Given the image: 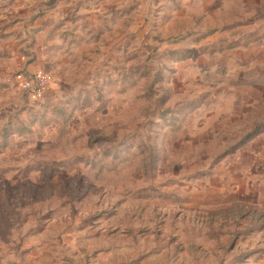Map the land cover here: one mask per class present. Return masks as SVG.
I'll use <instances>...</instances> for the list:
<instances>
[{"label":"rangeland","instance_id":"obj_1","mask_svg":"<svg viewBox=\"0 0 264 264\" xmlns=\"http://www.w3.org/2000/svg\"><path fill=\"white\" fill-rule=\"evenodd\" d=\"M59 10L0 17V264H264V0Z\"/></svg>","mask_w":264,"mask_h":264},{"label":"crops","instance_id":"obj_2","mask_svg":"<svg viewBox=\"0 0 264 264\" xmlns=\"http://www.w3.org/2000/svg\"><path fill=\"white\" fill-rule=\"evenodd\" d=\"M54 0H0V17H3L4 20L7 21L8 17H11L12 13H14L16 10H18L19 12L22 11V16L24 18H28V17H32V18H38L41 17L42 15H38L40 12H42L41 6H48L49 4H52ZM60 1L61 0H56L54 1V5H56V9H53L50 12H45V14L42 16L43 19L44 17H51L55 20L56 17L60 15ZM49 14H51V16H49ZM53 14V15H52ZM21 17H18V20H20ZM39 20L37 19L36 21V27L38 28V30L40 31V33H46L49 32V30H53L54 29V25L55 22L51 21L50 23H46L43 24V22H46L48 20ZM47 19V18H46ZM0 21V31L2 32V35L0 36V41L2 39L8 38L9 35V31H11V26L12 23H6L5 21ZM39 21V22H38ZM19 25V24H18ZM19 28V27H18ZM56 28V27H55ZM43 31V32H42ZM4 32V34H3ZM9 39V38H8ZM7 40V39H6ZM5 40V41H6ZM7 42H4V47L3 44L0 43V58H3L2 62L0 59V73H8L10 69L5 68L6 64L9 65L10 67H20L22 64H24L25 62V57L23 56L24 54H26V51L23 49V51L19 50L20 48L17 47L16 49H14L13 47H11L10 45L6 46ZM34 47V48H33ZM33 50L34 51H42L41 50V45L35 43V45L33 44ZM23 54V55H22ZM33 65V64H32ZM28 71H33L32 67H28L27 68ZM3 71V72H2ZM5 74V73H4ZM3 74H0V86H2L3 84Z\"/></svg>","mask_w":264,"mask_h":264},{"label":"built area","instance_id":"obj_3","mask_svg":"<svg viewBox=\"0 0 264 264\" xmlns=\"http://www.w3.org/2000/svg\"><path fill=\"white\" fill-rule=\"evenodd\" d=\"M32 78L33 82L27 81L23 84V87L26 90H31L35 98H41L50 83V77L46 73H36ZM18 79L22 80L21 76H18Z\"/></svg>","mask_w":264,"mask_h":264},{"label":"trees","instance_id":"obj_4","mask_svg":"<svg viewBox=\"0 0 264 264\" xmlns=\"http://www.w3.org/2000/svg\"><path fill=\"white\" fill-rule=\"evenodd\" d=\"M257 126H255V129H256ZM251 136V135H250Z\"/></svg>","mask_w":264,"mask_h":264}]
</instances>
